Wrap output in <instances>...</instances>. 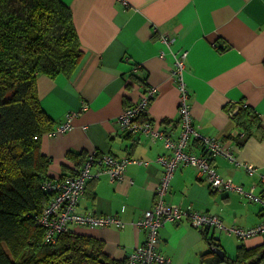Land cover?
Masks as SVG:
<instances>
[{"label": "crops", "instance_id": "crops-1", "mask_svg": "<svg viewBox=\"0 0 264 264\" xmlns=\"http://www.w3.org/2000/svg\"><path fill=\"white\" fill-rule=\"evenodd\" d=\"M62 1L72 9L83 54L71 74L37 78L40 103L52 120L53 129L42 140V151L52 158L50 172L58 177L77 170L82 157H70L69 151L141 161L129 163L119 181H112L102 172V164L95 163L78 205L80 212L118 215L125 226H76L74 231L101 239L105 251L118 259L127 258L145 242L147 232L135 222L154 205L164 171L159 156H169L171 150L162 140L125 130L119 116L155 85L158 93L148 118L168 135H179L181 97L171 74L179 50L188 51L184 76L195 126L235 151L233 160L212 157L215 168L246 190L256 194L263 190L264 131L253 127L242 146L228 137L239 133L230 110L241 104L254 108L264 125V0ZM164 36L173 41L165 42ZM136 64L145 75L133 69ZM70 113H74L72 128L59 132ZM200 147L192 141L190 150L200 153ZM246 165L256 167L257 173L248 174ZM166 200L216 214L227 226L249 228L259 224L264 214L263 205L234 190H213L206 176L187 164L175 171ZM160 238L171 264H212L202 255L214 252V241L231 258L242 244L264 243L263 236L241 240L225 231L195 227L189 218L166 223ZM257 264H264V258Z\"/></svg>", "mask_w": 264, "mask_h": 264}, {"label": "trees", "instance_id": "trees-1", "mask_svg": "<svg viewBox=\"0 0 264 264\" xmlns=\"http://www.w3.org/2000/svg\"><path fill=\"white\" fill-rule=\"evenodd\" d=\"M82 54L72 9L62 0H0V264H127L126 258L110 256L101 239L74 229L45 242L38 221L51 199L42 184L61 176L50 172L52 158L42 151L43 136L53 128L40 103L37 78L71 74ZM230 113L240 130L228 139L240 146L253 127L264 131L251 106L241 104ZM68 156L82 157L77 167L86 154L69 151ZM213 253L202 256L212 264H257L264 258V243L242 244L225 260Z\"/></svg>", "mask_w": 264, "mask_h": 264}, {"label": "built area", "instance_id": "built-area-1", "mask_svg": "<svg viewBox=\"0 0 264 264\" xmlns=\"http://www.w3.org/2000/svg\"><path fill=\"white\" fill-rule=\"evenodd\" d=\"M163 39L167 43L173 41L168 36H164ZM187 56V50H179L175 55L171 71L181 97L179 105L181 129L176 138L168 135L165 130L146 117L149 106L158 93V87L155 85L147 87L141 98L126 106L119 116L120 125L125 130L132 133L143 132L153 140H162L165 148L171 150V155L162 154L159 156L164 171L156 190L154 205L146 211L141 219L135 222L138 227L146 230L147 238L144 243L129 253L127 264H171V259L160 247V228L169 222L179 223L184 218H189L195 227L225 231L241 240L264 236V214L259 224L249 228L239 225L227 226L216 214L183 208L166 200L175 171L181 165L187 164L193 166L198 174L205 175L213 190H234L248 198L249 201L260 203L264 207V174H260L263 190L256 194L253 190H246L241 184H235L232 179L224 178L215 168L211 160L212 157L222 155L233 160L235 151L234 148L224 144L221 140L203 135L195 126L189 100L190 92L184 76ZM134 70L139 71L141 76L145 75L140 67H136ZM73 116L74 113L67 115V120L58 128L59 132H66L72 128ZM192 141H197L200 144V153L190 150ZM97 162L102 164V172L108 174L112 181H119L124 179L129 163L141 161L128 158L118 159L108 153L98 155L91 152L74 174L46 180L42 184V188L51 194V199L44 207L38 220L45 228L46 242H54L58 234L75 229L76 226L91 228L104 226L122 228L125 226L118 215H99L94 211H78V205L85 193L87 183L94 175L92 168ZM246 169L250 175L257 173L256 167L246 165Z\"/></svg>", "mask_w": 264, "mask_h": 264}, {"label": "water", "instance_id": "water-1", "mask_svg": "<svg viewBox=\"0 0 264 264\" xmlns=\"http://www.w3.org/2000/svg\"><path fill=\"white\" fill-rule=\"evenodd\" d=\"M212 250L214 252H216L218 254L219 257L224 258L226 256V253L224 252V250L220 249V248H213Z\"/></svg>", "mask_w": 264, "mask_h": 264}, {"label": "bare ground", "instance_id": "bare-ground-1", "mask_svg": "<svg viewBox=\"0 0 264 264\" xmlns=\"http://www.w3.org/2000/svg\"><path fill=\"white\" fill-rule=\"evenodd\" d=\"M262 216H263V215H262ZM108 227H109V226H108ZM263 237H264V236H263ZM141 244H142V243H141ZM212 244H213V247H214V248H218V247L215 246V244H216L215 241L212 242ZM139 245H140V244H139ZM134 249H135V248H134ZM134 249H133V250H134ZM126 259H127V262H128V257H127Z\"/></svg>", "mask_w": 264, "mask_h": 264}, {"label": "rangeland", "instance_id": "rangeland-1", "mask_svg": "<svg viewBox=\"0 0 264 264\" xmlns=\"http://www.w3.org/2000/svg\"><path fill=\"white\" fill-rule=\"evenodd\" d=\"M136 67H140V68H141L140 65H137V64H136V65L133 66V69H135ZM45 242H46V241H45Z\"/></svg>", "mask_w": 264, "mask_h": 264}]
</instances>
